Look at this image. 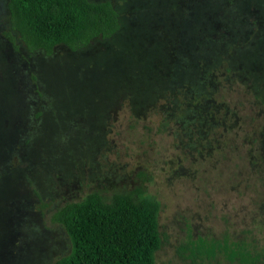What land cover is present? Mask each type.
I'll return each mask as SVG.
<instances>
[{
  "label": "rangeland",
  "instance_id": "obj_1",
  "mask_svg": "<svg viewBox=\"0 0 264 264\" xmlns=\"http://www.w3.org/2000/svg\"><path fill=\"white\" fill-rule=\"evenodd\" d=\"M6 1L0 264H52L54 210L134 186L160 204L155 264H264V0H110L114 35L50 54L12 46ZM199 239L217 246L192 260Z\"/></svg>",
  "mask_w": 264,
  "mask_h": 264
},
{
  "label": "trees",
  "instance_id": "obj_2",
  "mask_svg": "<svg viewBox=\"0 0 264 264\" xmlns=\"http://www.w3.org/2000/svg\"><path fill=\"white\" fill-rule=\"evenodd\" d=\"M210 5L203 7V15L215 11ZM6 8L10 29L3 34L16 47L14 31L28 51L50 54L59 45L76 51L96 38L109 39L120 28L110 0H7ZM211 65L204 61V66ZM159 209V202L143 195L141 186L114 192L108 200L91 191L64 203L52 212L51 220L64 229L70 249L52 264H155L161 244ZM216 246V242L199 239L183 249L195 260L203 254L213 255ZM224 250L230 257L240 254L246 263L251 260L240 247L227 251L225 246Z\"/></svg>",
  "mask_w": 264,
  "mask_h": 264
}]
</instances>
